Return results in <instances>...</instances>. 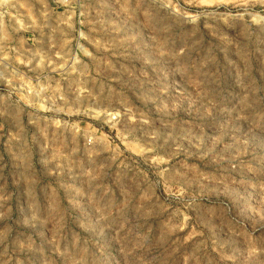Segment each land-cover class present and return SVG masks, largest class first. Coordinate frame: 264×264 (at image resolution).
<instances>
[{"label":"rangeland","instance_id":"rangeland-1","mask_svg":"<svg viewBox=\"0 0 264 264\" xmlns=\"http://www.w3.org/2000/svg\"><path fill=\"white\" fill-rule=\"evenodd\" d=\"M0 264H264V0H0Z\"/></svg>","mask_w":264,"mask_h":264}]
</instances>
